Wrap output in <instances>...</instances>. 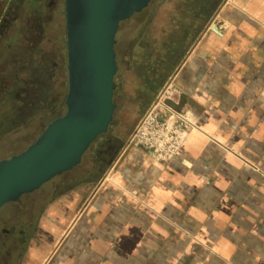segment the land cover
<instances>
[{
  "label": "crops",
  "instance_id": "1",
  "mask_svg": "<svg viewBox=\"0 0 264 264\" xmlns=\"http://www.w3.org/2000/svg\"><path fill=\"white\" fill-rule=\"evenodd\" d=\"M205 4L206 14L144 18L128 60L135 100L148 108L172 92L167 104L191 113L178 154L123 144L101 173L77 171L81 161L4 203L0 224L48 183L16 264H264V0ZM11 47L0 62L15 60ZM19 118L2 113L1 132Z\"/></svg>",
  "mask_w": 264,
  "mask_h": 264
},
{
  "label": "rangeland",
  "instance_id": "2",
  "mask_svg": "<svg viewBox=\"0 0 264 264\" xmlns=\"http://www.w3.org/2000/svg\"><path fill=\"white\" fill-rule=\"evenodd\" d=\"M34 1L0 0V26L5 17L10 21L4 36L0 33V46L3 50L12 45L13 50L10 51L15 56L13 61L8 59V62H0V69L3 67L5 73L9 74L7 77H0V92L6 91L3 101L0 99V115L6 112L8 119L5 124L8 125H12V115H21L13 127H6L4 132L0 130V159L5 158L4 155L8 158L23 151L35 141L49 122L66 111L64 101L68 90V71L65 0H56L51 5V10V0H36V3ZM222 1L215 0V10ZM182 8L188 10L191 16L197 13L206 14L208 9L205 0H152L146 8L135 13L134 17L121 23L115 44L118 70L114 78V101L117 104L114 118L108 131L100 135L85 152L81 165L76 167L77 171L103 172L121 146L129 143L137 123L151 106L147 108L146 102L135 100L138 90L132 83L131 73L127 68L133 60L131 54L134 44L144 25L148 23L144 18L176 16ZM161 94L162 92L158 96ZM16 107L17 111H14ZM107 141L109 147L104 149ZM101 143L104 145L97 150ZM94 157L98 158L97 162ZM48 188L47 183L43 186L44 192L29 195L28 200L33 204L28 202L26 206H30L29 208L18 207L3 225L9 229L15 227L13 231L18 234L26 216H30L31 212L35 214L37 206L49 198L50 195L46 194ZM16 248L19 255L13 252L12 264H16L15 260L24 253V244L17 245Z\"/></svg>",
  "mask_w": 264,
  "mask_h": 264
},
{
  "label": "water",
  "instance_id": "3",
  "mask_svg": "<svg viewBox=\"0 0 264 264\" xmlns=\"http://www.w3.org/2000/svg\"><path fill=\"white\" fill-rule=\"evenodd\" d=\"M152 0H65L66 111L23 151L0 159V208L81 163L114 118L116 36Z\"/></svg>",
  "mask_w": 264,
  "mask_h": 264
},
{
  "label": "built area",
  "instance_id": "4",
  "mask_svg": "<svg viewBox=\"0 0 264 264\" xmlns=\"http://www.w3.org/2000/svg\"><path fill=\"white\" fill-rule=\"evenodd\" d=\"M172 92L162 93L137 123L130 144L151 151L157 160H170L180 151L191 128V113L173 109L166 102Z\"/></svg>",
  "mask_w": 264,
  "mask_h": 264
},
{
  "label": "flooded vegetation",
  "instance_id": "5",
  "mask_svg": "<svg viewBox=\"0 0 264 264\" xmlns=\"http://www.w3.org/2000/svg\"><path fill=\"white\" fill-rule=\"evenodd\" d=\"M56 0H51V2L49 3V9H52V6L54 4ZM36 3V0L34 1ZM49 15V13L47 14V16ZM10 21L8 20V18H4L3 22L1 23L0 26V33L2 34V36H4V33L6 31V27L9 26ZM0 36V37H2ZM10 219V218H9ZM16 225V224H15ZM13 229L15 230V227L9 229L6 226H4L3 224H0V264H7V261L4 260V258H6V255L8 254H12L13 252L18 254V249L16 248L17 245H21V244H25L26 239L28 238V231L25 229H21L19 228L18 230V234H15ZM16 235L14 236L13 233ZM10 244V245H9ZM15 246V248L13 249V247ZM9 248L7 250V252L3 253L4 250H6V248Z\"/></svg>",
  "mask_w": 264,
  "mask_h": 264
}]
</instances>
